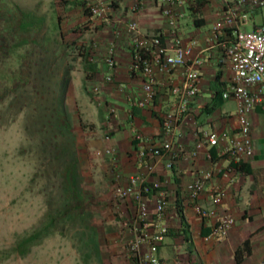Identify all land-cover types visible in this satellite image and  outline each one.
<instances>
[{"label": "crops", "instance_id": "obj_1", "mask_svg": "<svg viewBox=\"0 0 264 264\" xmlns=\"http://www.w3.org/2000/svg\"><path fill=\"white\" fill-rule=\"evenodd\" d=\"M66 1L71 13H75L68 17L74 26L78 28L88 23L91 27L90 21L97 25L94 36H98V49L91 60L98 65L96 74L101 76L100 99L104 105L116 110L113 117L106 114V107L102 111V119L109 129L107 146L116 154L115 158H107L116 172L112 178L115 184L126 185L132 175L148 176L139 155L165 140L161 118L173 107L174 97L170 88L181 82L179 69L159 75L157 102L145 110L136 106L142 95V81L129 72L133 35L128 26L137 24L142 36H162L163 41L169 44L171 28L163 14L166 5L161 0H107L110 5L108 17L94 19L86 15L81 5L88 0ZM184 2L183 6L174 7L176 13L182 14L178 35L186 44L191 41L198 43L194 53L203 52L204 63L200 69V92L191 100L173 140V169L167 170L165 160H162L157 163L156 173L148 176L150 183L163 185L169 200V208L161 222L169 233L159 249V258L162 264H176L177 260L181 264H264V107L258 106L250 115L255 154L242 161L245 164L242 170L235 168L236 162L223 154L225 142L216 147L196 149L204 134L234 137L238 133V104L234 99L223 98L233 77L222 46L230 36L219 37L214 32L215 24L222 19L223 0H206L198 13L194 11L198 8V0ZM261 24H264V10L257 12L244 29L250 31ZM70 36L80 34L76 31ZM110 47L115 49L114 83L106 81L109 73L106 54ZM120 86L126 88L124 93L119 91ZM137 135L141 140H135ZM205 172H211L213 177L199 200L192 202L186 187ZM116 174H120L118 180ZM217 190L224 195L219 216L230 215L235 224L227 237L208 239L219 217L203 219L197 214L196 206L212 207V196ZM121 202L122 214L132 223L137 212L135 203L132 199ZM146 202L149 219L153 223L155 194L147 196ZM128 237L132 238L131 232ZM246 242H249L248 247L238 262L236 253Z\"/></svg>", "mask_w": 264, "mask_h": 264}, {"label": "rangeland", "instance_id": "obj_2", "mask_svg": "<svg viewBox=\"0 0 264 264\" xmlns=\"http://www.w3.org/2000/svg\"><path fill=\"white\" fill-rule=\"evenodd\" d=\"M65 1L0 0V264H136L131 222L114 195L104 103L94 92L101 76L84 67L85 49L91 58L98 49L97 25L74 26ZM19 13L30 36L6 29ZM24 37L28 43L14 52L6 47ZM74 160L86 214L20 258L15 235L64 206V172Z\"/></svg>", "mask_w": 264, "mask_h": 264}, {"label": "built area", "instance_id": "obj_3", "mask_svg": "<svg viewBox=\"0 0 264 264\" xmlns=\"http://www.w3.org/2000/svg\"><path fill=\"white\" fill-rule=\"evenodd\" d=\"M142 1V0H139ZM166 8L163 10L165 18L171 28V42L165 43L160 36L146 38L142 36L137 24H129L128 29L132 36V61L129 72L142 81V95L136 106L145 110L154 106L155 98L159 93V75L170 74L179 69L181 82L173 85L170 92L174 97L173 107L163 117V133L165 140L159 146L142 151L140 162L144 164L147 174L156 173L157 163L165 160L167 170L173 169V140L178 128L187 114L192 99L198 96L202 76L200 69L204 63L203 52L195 55L197 42L184 43L178 35L180 17L175 12V6H183L184 0H161ZM222 19L214 26L216 36H230L222 42L224 55L233 71L230 89L223 94L224 99H234L237 104L238 133L234 137L216 134H204L196 149L216 147L225 142L223 154L239 163L252 158L255 150L252 142V125L250 115L258 106L264 107V24L246 31L244 28L251 22V18L259 11L264 10V0H223ZM107 0H88L87 9L92 18H107L109 15ZM231 31V35L227 34ZM106 64L109 70L106 76L108 83H114L113 72L116 69L115 49L110 47L106 54ZM119 91L124 93L126 88L120 86ZM94 92L101 94V88L95 87ZM104 105V104H103ZM106 114L109 117L116 115L113 107H108ZM136 138L141 140V136ZM106 153L115 158V151L109 148ZM148 176L143 174L132 175L126 185L117 184L114 189L115 197L120 201L132 199L136 205V215L130 225L132 238L128 244V251L136 264H162L159 258V249L165 242L169 230L162 225L163 217L169 208L168 196L160 182L150 183ZM211 172H205L198 179L189 183L186 192L192 202H197L205 192L206 184L212 179ZM120 174H117V180ZM155 194V220L149 219L146 197ZM223 193L215 191L212 196V207L196 206L197 214L203 219L219 217L216 227L208 239L227 237L235 224L232 216L220 217L219 208L223 203ZM176 264H181L176 261Z\"/></svg>", "mask_w": 264, "mask_h": 264}, {"label": "trees", "instance_id": "obj_4", "mask_svg": "<svg viewBox=\"0 0 264 264\" xmlns=\"http://www.w3.org/2000/svg\"><path fill=\"white\" fill-rule=\"evenodd\" d=\"M67 3V1H65ZM205 1L198 0L197 7L194 9L195 12H199V8L205 4ZM68 4V3H67ZM88 2L84 1L81 3L85 8V13L87 16H90L89 10L87 9ZM73 5H75L73 3ZM18 7V6H17ZM20 8V7H19ZM7 27L6 29L11 33L12 36H30L32 34V30L29 29L27 34L26 23L25 20L22 19V14L19 15L14 14L12 17L6 20ZM35 34H40L43 30L41 26L37 30ZM231 31H228L227 34L231 35ZM162 38V36H160ZM163 39V38H162ZM28 43V40L24 37L21 41L15 42L13 45L8 44L6 42V47L11 49L13 52L15 49L19 48ZM8 51V50H7ZM84 58V67L87 72H91L92 74H96L98 70V65L91 60V53L89 50L85 49V53L83 54ZM14 89V88H13ZM219 92V91H218ZM220 93V92H219ZM222 97V96H221ZM157 96L155 98V103L157 102ZM163 118H161V125L163 129ZM164 134V133H163ZM135 140L138 139L135 137ZM77 160H74L70 165H68L64 172V191L66 202L64 206L57 212V214L48 213L42 224L28 232L17 233L15 235V247L13 249V253L19 256L20 258H27L34 248L42 245L47 239L53 237L59 231L61 225L65 226L68 222H73L78 218H82L86 214V210L88 209V205L84 197L82 196L80 190L77 186L78 180V172H77ZM243 162H239L235 164V168L238 170H242L244 167ZM96 246L97 243L95 242ZM249 242H246L243 248L239 249L236 253L237 260L240 262L241 254L243 250L248 247Z\"/></svg>", "mask_w": 264, "mask_h": 264}]
</instances>
